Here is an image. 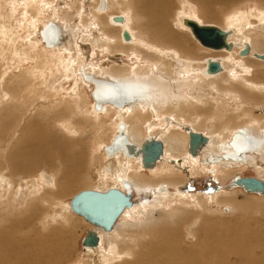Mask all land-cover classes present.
<instances>
[{"label": "bare ground", "instance_id": "obj_1", "mask_svg": "<svg viewBox=\"0 0 264 264\" xmlns=\"http://www.w3.org/2000/svg\"><path fill=\"white\" fill-rule=\"evenodd\" d=\"M39 1H41V8H42L43 7L42 5L44 4L45 0H12L13 8L15 9L14 13L12 14V18L10 19V21L0 20V120L12 118L14 116V115H12V112L17 110L19 112L17 118H21V120H24V122H26L24 129L26 128V126L28 127V131L26 128V133L27 132L28 133L23 134V137L21 139H19V141L24 145L23 151L21 150L22 152L20 153V155L18 154V155H16L17 157L14 158L12 155L9 156L10 153L9 154L7 153L9 146H10V143L15 139L11 135H8L11 128H10V126L6 127L4 124L0 125V169H4L7 172L5 174V178H6V181L11 185L15 184L17 182L16 181L17 178H19L20 182H24V180H27V179L30 180L34 175H36V176L40 175V178L43 179L44 180L43 182H45V183H46L45 176L47 177V179H48L47 182L49 183V185H51V187H50L51 189H50V193L46 192L44 195L41 196V198H40L39 202H37V204H33V205L28 206V207L26 206V209L17 210V211L15 210V212L12 209L14 214H12L10 211L11 206L9 204H7V205L5 204L4 213H2V215L0 216V264H64L65 259L68 258V255L65 252H68L70 249H68V251H67V246L62 245L60 243L62 241L61 239H59V232L60 231L59 232L54 231V230L52 231V229H51L52 232H50L48 235H45L44 232H43V234L40 235V234H36V232H37L36 230H38V228L35 229L37 225H38V227H42V225H43L42 219L44 218V216H46V214H49V211L51 210L52 207H54L53 206L54 204H60V205L62 204L65 206V202H63V200H62L63 198H66V197H69L72 195V198H71V200H72L74 196H76L77 194H79L80 192H83V191L94 190V191L104 192L110 188H117V189L122 190L121 181H127L132 185L133 191H134V196L136 195V193H135L136 189H138V190L141 189V185H139L137 183L138 181L136 182L134 180L135 178H132V176L127 172L129 164L136 163V162L138 163V166L142 169L141 159H140L141 157L140 156L139 157H127L124 154L123 150H119L114 155L107 156V154L105 152V147L108 145L102 146L103 143H101L98 148L97 147L93 148V146L95 144L99 143V142H96V141H98V137L95 136L96 129H98L97 132L101 131L100 133L102 136L110 138L109 145L111 144L112 140L116 137V135L119 133L118 132V125L120 123H124L126 125V130H125L126 134L128 135L130 141L133 142L134 144L138 145V146H141L145 140H149V139H153L154 141L160 140L163 143L164 150H163L162 156L159 157L160 158L158 161L159 164H160V162L164 161L167 158H170V157L173 158L174 155L172 154L173 151H171V149H173L172 146L174 144L175 145H181L184 147L186 146V154H184L186 157L184 159L182 158L183 160H180V159L178 160L179 157L177 159L175 158L177 161L172 160V162L175 161V163L178 164L179 166L180 165L190 166L191 164L185 163L186 161L192 162V164L195 165V163H196L195 161H197V163L199 162V160H198L199 158H197V156L199 154L203 153V150H205V149H208L209 150L208 152L213 154L209 160L210 164L214 165L215 163H217V164H220L222 168L224 166H227V165L232 166L236 162L231 161V160H226V157H225L226 154L225 153H228L229 151H231L233 148L232 144L237 145L238 142H240V148L241 149L239 152L241 153L240 158H241V160H243L242 164H245L249 160L252 161L255 157L254 152L259 153L260 155L264 154V137L262 138V136H261L262 131L264 132V101H260L261 99L260 100L259 99H251L249 97L250 93L258 94L259 96L261 95L262 97H264V93H263L264 92V82L261 83L260 81L254 82L255 80L254 81L242 80V84L238 85V90L225 89L228 91H221L220 89L217 88L220 92L217 95L215 94L216 96L213 97V99H212L214 104L216 105V107H217V105L219 106L221 103L222 104L224 103V100H223L224 96H225V98L229 99L231 102H235L237 104V107L235 110H239V111L242 110L241 111V114H242L241 118H242V122H243V120L246 121V122H244L245 126L243 128L236 127L234 129H231V133L228 132L229 135L225 136V137H223V132L222 133L218 132V134L215 132H210L207 135L205 134V136L208 137V139H209L208 145L206 147L201 148V150H199V151L195 150L194 151L195 155H193V152L190 150V147H189V135H188L187 130H189V131L191 130V131H194L196 133H201L204 135L203 132L199 131L200 129L198 128V123H199V126L201 123H207V121L209 123V120H211V118L215 117V116L209 117V115L208 116L206 115V117H203V115L200 116L199 114L198 115L192 114V112H194L193 111L194 109L201 108V106H199V105L196 106L195 99H198L202 104L209 103V97L211 95L208 96L207 94L209 92H211L212 89L208 88V90H205V91L203 90L204 93H201L202 91L200 92V90H199V92L201 94L199 96L196 94V96H198V97H195L193 93L188 92V90H189L188 85L187 84L185 85V82L190 84V82L192 81V80H190L192 78L191 77L192 72L190 74V77H191L190 79H184V77L182 78V75L184 73L188 74L189 71H191V70H189L187 68V65L189 64L188 61L182 59V58L187 57V56H185V54L180 50V48H178V47L177 48H171V49L176 51V53H177V56H176L174 51L173 52L172 51L166 52L165 50H170V48H168L167 46L163 48L164 45H162L160 40H159V42H160L159 45L160 44L162 45L163 56L165 57V59L167 60V63L170 66L169 69H171V71L173 72V74L175 76V78L173 80L177 81V83L180 82V84H181V85H177V86H179L178 88H176V85L171 84L170 79L168 77V74L166 75L168 78L163 77L162 75L159 74L161 72L157 71L158 74L156 72H154L153 67H151L150 73H148V70L144 69L146 67V64H144L142 66V67H144L143 69L145 70V72L142 75L140 74L141 76L138 75L140 69H137L135 66H134L135 68L134 67L129 68V71H131V73L129 75H125V74L120 75L121 72L119 74L118 73L114 74L116 72L111 73V72H113L112 69L114 67L112 64H114V62H118V60H116L117 57L116 58H110L111 60L99 64L96 62H87L86 59H84L80 55V51H81L80 49L83 48V45H82L83 43H85L86 45L87 44L92 45V47L94 48V49L92 48L93 49V57L98 56V53H100L102 51L106 52L105 50H107L109 54H113L114 52H116V54H119V55L122 54L123 55V53H121V49H119L120 51L114 50L116 44L120 45V46L122 45L121 47H123V46L127 47V46L139 45L140 43L141 44L144 43V42H140L142 39H144L143 34L137 33V31H139L137 26H135L136 30L133 29V27H132L133 24L136 25V22H139V20H140L139 18L144 19V21H146L148 24H150L151 30L153 32H155V35H157L156 36L157 38L159 36L160 37L162 36L164 38V40H166L168 42H170V41L173 42L174 41V35H175V38L177 37L175 34L176 32L174 33V32H172V30H169V27H171V25L169 24L170 26H168V24H167L168 21H167V17H166L167 14L164 13V12H167V10H169L168 8L171 6V0H139V1L136 0L137 1V6H136L137 8L135 10L133 7V5H134L133 0H125V2L122 3V8L124 7L123 9L125 10V12L123 10V12L120 14L117 13V11H118L117 7L115 6V4H113L114 0H105L106 6H105L104 11L98 10L101 0H80V6L79 7L77 6L78 7L77 10H75L74 12H70V11H72V10H70L72 6L70 7L69 3L70 4L71 3L75 4V2L79 3L78 2L79 0H51V2H52L51 5H48L44 10H42L40 8ZM88 1H91V3H88ZM201 1H204V5L210 7V6L214 5L216 1L220 2V3H227L229 0H201ZM7 2H9V1H7ZM120 4H121V2H120ZM13 8H11V10ZM31 8L35 9L36 15L32 14L33 11L30 10ZM119 8H120V6H119ZM132 8L134 10V14H132L131 12L128 13L127 11H131ZM19 9L22 10V14L20 16V17H22V19L20 22H19V20H17L18 18L15 17V15L17 13L19 14ZM161 9L162 10L165 9V11L162 12ZM207 9L209 12V8H207ZM138 10H140V11H138ZM110 12H112V13H110ZM114 12H116L117 14ZM10 13H12V12H10ZM193 15H195V14H193ZM183 16L184 15L179 14V16H178L179 19L177 18V20H179V24L181 26H182L181 19L184 18ZM234 16H236V15H234ZM82 17L85 20V24H82V21H81ZM105 17H107V18H105ZM119 17H122L124 19L123 22L117 23L115 21V19H117ZM53 18L58 19L59 21L63 20L66 24L65 29L63 30L62 27L58 26V24L53 22L52 21ZM187 18L196 20L200 25H205L201 19L198 20L194 16L191 17L188 15ZM229 18H232V17H229ZM103 19H104V21L106 19L108 22V25L111 26L112 28L113 27H119L120 28L119 29L120 35L118 34V36H115V37L111 36L112 33L110 35L109 31L111 30V32H113L112 31L113 29L107 28L108 32H109L108 33L106 31L107 29L105 30L106 27L103 28L100 25V23H101L100 20H103ZM242 21H244V22H242ZM80 23L84 26L83 27L81 25L82 28H84V29L86 28L90 32L89 35H88V33L84 34L85 36H84V39L81 43L78 42V39L80 38V32H81L80 31L81 28L79 27ZM51 24L56 25L58 30H59V33H58L59 34V37H58L59 42H58V44L51 43L52 44L51 45L48 43L47 39H45L44 34L48 30V27ZM98 24H99V26H98ZM23 25L24 26L27 25L28 27L29 26L31 27L32 35L34 36V37L32 36L33 38H31V39H34V41L37 42V44L43 43V42L46 44L48 43L49 47H50L49 50H53V52L56 50L60 56V60L62 58V59H64L63 62L66 61L69 64H72L73 62H75L73 64L79 66L78 70L80 72V76H81L83 82L87 83V85L91 84L89 81H87L85 79L89 75L94 77L98 81L99 80L103 81L101 79H104L106 81H110L111 83L120 85L126 91L125 93L127 94L128 102L127 103L125 102L124 105H121V107H119V106L114 107L113 105H108V104L97 105L95 100H94L93 108H91V110H90L91 112L90 113L87 112L88 113L87 115L86 114L83 115L84 117L86 116L85 118H83L84 119L83 125H85V126L76 127L75 124H73V122H75V120L73 122H71L72 121L71 118L77 117V115H79V114H74L75 113L74 107H73L74 105L72 106L71 100H67V99L65 100V99L61 98L59 100V102L58 101L57 102L59 104L63 103V105L61 104L60 106H58V103L56 101H53L54 98H53L52 94H51V96H49V95L46 96L45 94L47 92L46 93L44 92V90H45L44 88H43L44 90L43 89L42 90L45 94L42 93V90L40 89L41 83L37 79V78H39V76H34L33 75L34 73H30L29 70L26 69L22 72L20 71L21 74L19 76H16L15 78H13L12 76L8 77V74H10L9 71L12 69V67H10V65H9L10 64L9 62L11 61L10 55L13 52L12 50L16 48L14 46L15 45L14 43L16 42L15 40L17 39L15 37V35L19 29L24 28ZM236 25L237 26H234L233 28H228V27H226V25L223 27H220L225 31H228L229 29H232L234 31V34H232V36H230L228 39V41L232 42V44L234 45L233 50L231 52H227L228 54H226V53L223 54L219 58L218 57L217 58L211 57V58L204 60L203 64L205 63V65H201V67H199V69L196 70V72H198L200 74V76H202V74H204L206 76V79H207V77H209L207 75V67H208V65L206 64L207 60H212L214 62L219 61V63H221V66L223 67L224 70L228 69L227 61L229 63H232V64L233 63L234 64L235 63L240 64L244 68L246 66L245 62L248 63L247 61H245V57H254L255 59H258L260 61H264V59H261L260 57L256 56V54L263 55V56H264V54H259L255 51L257 43H254L252 41L253 36H255V39H256L259 37L258 35L260 33H264V24L261 25V23H260V24H257L255 26L246 28L245 20L241 19V21L238 22V24H236ZM97 26L99 28H97ZM139 26L146 28V26H143V25L141 26L140 23H139ZM177 27H178V25H177ZM97 29H98V31H97ZM238 29H240V30H238ZM124 30L128 31L131 35V41H129V43H126L124 41V39L122 38L123 37L122 33ZM151 30H149V31H151ZM147 31L145 32L146 36H148ZM178 33H181V32H178ZM113 34H115V33H113ZM116 35H117V31H116ZM155 35L153 34V36H155ZM149 36H150V34H149ZM151 36H152V33H151ZM179 36H181V34ZM148 39H144V40H148ZM65 40H67V43H65ZM179 40H177V41H179ZM149 41L150 40H148L147 43H149ZM156 41L157 42H154V43L157 44L158 40L156 39ZM123 42L126 44L131 43V45H126ZM180 42H182V41H180ZM154 43H151V44H154ZM5 44H7V46ZM109 44H110V46H109ZM112 44H114V45H112ZM170 44H171V42H170ZM29 45H31V44H29ZM246 45L250 46V50H251L250 54L242 56L241 52L244 51ZM169 46H171V45H169ZM55 47H57V48H55ZM148 47H149V45H148ZM171 47H173V46H171ZM98 48H100V49H98ZM184 48L185 47H182L183 50H184ZM203 48H205V47H203ZM122 49H124V48H122ZM130 49H132V48H130ZM206 49H208V48H206ZM37 50L41 52V50H39V49H37ZM100 50H102V51H100ZM137 51L139 52V49ZM213 51H216V50H213ZM131 52H132V50H131ZM216 52H218V51H216ZM219 52L223 53V51H219ZM23 54L24 53H22V55ZM131 54L132 53H130L129 55L127 54L125 56H131ZM18 55L21 56L19 53L17 54V56ZM116 56H118V55H116ZM12 57H13V55H12ZM36 57H37V55H36ZM44 57L45 56L43 55V59H44ZM242 57H244V58H242ZM187 58L189 59V57H187ZM27 59L28 58H26V60ZM196 59H195V61L198 60V59L197 60ZM189 60H191V59H189ZM160 61H162V60H160ZM199 61H201V60L199 59ZM21 62L23 63V61H21ZM59 62L61 63L62 60ZM192 62H194V61H192ZM154 63H156V61ZM157 63H158V61H157ZM167 63L165 62V65H168ZM139 64H135V65L137 66ZM44 65H45V63H44ZM131 65H133V64H131ZM37 66L38 67H36V68H42L41 67L42 65L39 67V62L37 64ZM115 66H118V65H115ZM153 66H156V65H153ZM71 67H73V65H71ZM50 68H51V66H50ZM73 68H76V66ZM165 68H168V67H165ZM246 69H247V67H246ZM126 70H127V68H126ZM141 70H142V68H141ZM49 71H50V69H49ZM119 71H120V69H119ZM66 72H68V71H66ZM141 73H142V71H141ZM164 73H167V72L164 71ZM222 73L214 74L213 76H210V77H212L216 80V77L220 76ZM169 74H171V73H169ZM257 77H258V75H257ZM195 78L198 79L197 77H195ZM199 80H194L191 83L198 85L200 83ZM213 80L211 82H214ZM98 81H96V82L98 83ZM195 81H197V83H195ZM217 85L215 84L216 87H218ZM246 87H249V88L253 87L254 89H248ZM181 88H182V90H181ZM95 89H96V87L94 88V85H93V89H92L93 93H94ZM192 90H193V88H192ZM224 92H227V95H224L223 94ZM213 93H214V91H213ZM209 94H211V93H209ZM252 94H250V95H252ZM212 95H214V94H212ZM51 97H52V100H51ZM56 97H58V96H56ZM254 97H256V96H254ZM204 99L208 102H206ZM56 100H58V99H56ZM83 102H84L83 107L89 108L90 103L86 102L85 100ZM208 106H210V105H208ZM216 107H215L216 110L213 109L216 112L215 114L220 113V114L224 115L222 110L225 109L226 106L224 107L222 105L218 108H216ZM206 109H208V107ZM209 109H210V107H209ZM52 110H54V111H52ZM75 110H76V108H75ZM111 110L114 112L111 115L113 117V120H112L113 122H112V124H110L111 128H108V131H107L106 128L108 126L106 128H104V127L106 126L105 124L107 123L108 119L106 121L103 118V116L104 115L107 116L108 114H110ZM59 111H61V112H59ZM206 111H208V110H206ZM214 111H213V113H214ZM228 111L231 113L230 110H228ZM68 112L70 113L71 118H69V119L67 118L68 121H67V128L66 129L71 128L73 130V132H75V134L76 135L78 134L79 136H82V135L91 136L90 142L92 140L91 144H93V145H91L89 147H92L95 152H98V154H100L99 158H101V160H102V162H100L101 163L100 165L95 166L94 162H96L95 161L96 159L93 162L92 161L93 156L91 157V162L89 163V164H91V167L89 168V171L86 170L88 173L87 181L84 180L82 183H80V179H81V177H83L81 175L85 171V168H84L85 167V165H84L85 161L87 162V160H88L87 155L85 157V154L88 153L87 148H89V147H87L88 144H86V141L75 139V141H77V142L74 141L73 142L74 144L72 143L71 145H69L67 142L64 144L58 143L59 140L57 142H54L53 140L48 138L47 134L44 133V126L41 125V123H40V121L43 118L47 119V117L50 114H53L57 117L59 115L64 117ZM253 112H255V113H253ZM138 113H139V115H144V117H143L144 122L141 124V127L139 126L138 128H133L132 124L133 125L136 124L135 120L138 119L137 118L139 116ZM208 114H209V112H208ZM235 114H237V113H235ZM253 114H256V115H253ZM38 115H40L42 118L38 117ZM50 116H52V115H50ZM133 116L135 117V119L133 118L130 121L128 118L133 117ZM167 116H172V118H173V116H175L174 118H176V120L178 122H175L174 120H170V121L167 120L166 121L165 118ZM35 117L36 118L38 117V118L35 119ZM80 117H82V116H80ZM219 117H220V115H219ZM155 118L158 121L157 120L155 121L154 120ZM234 119H235V117H234ZM54 120H55V118H54ZM110 120L111 119H109V121ZM232 120H233V118H232ZM98 121H100L101 123H99ZM163 122L166 124L165 127H167L165 129L163 127L164 125H162ZM167 122H168V125H167ZM29 123H30V125H29ZM234 123H236V121H234ZM237 123L235 124L236 126H237ZM64 124L66 125V123H64ZM145 124H146V127L142 128ZM22 125H24V124H22ZM241 126H243V124ZM33 127H35V128H33ZM88 127L90 129H87ZM169 128H171V132L177 133V134L172 135V134L168 133L169 135L167 136V138H165L166 133L168 131H170V130H168ZM200 128H201V126H200ZM251 128H253V130L256 131L257 136L255 134L253 135V133L252 134L250 133ZM24 129H23V131H24ZM155 129H157L156 132H155ZM165 130H166V132H165ZM172 130H175V131H172ZM241 130L246 131V133L252 138L253 147L249 152H243L244 147H245V142L243 140H241L242 138H241V136H239L241 134ZM236 137H239V138H236ZM102 140L103 139H101V141ZM67 141L69 142V140H67ZM84 141H85L86 145H83ZM70 143H71V141H70ZM48 146H49V148H47ZM42 148H44V149L42 150ZM80 149H83L85 154ZM70 150L73 151L72 155L67 156L68 155L67 153ZM64 153H65V155H64ZM193 157H194V160H193ZM13 158L15 159V163L12 164ZM84 158H85V161H84ZM97 161H98V159H97ZM66 162L70 163L68 166L72 167V165H73V167L67 169L68 175H65V177H64L65 182L61 183L63 179L61 181H58L57 176H56V171L59 172V170L62 168V165H64ZM158 163L156 165L157 167L159 166ZM238 163L240 164L241 162H238ZM205 165H206V163H205ZM45 166L48 167L50 169L49 171H51V172H48L47 170H45ZM86 166H87V164H86ZM204 168H205V166H204ZM208 169H210V168H208ZM215 170L212 171L213 174L215 173ZM3 171H1V172H3ZM25 171L31 172L32 175H29V176L25 175L24 174ZM155 171H157L156 168L154 170H152V172H155ZM219 171H221V169ZM222 171H225V169ZM87 173H86V176H87ZM225 174H227V173H225ZM23 175H25V176H23ZM239 177L234 176L233 180H235ZM174 178H176V177H174ZM144 180H145V178H144ZM149 181H151V180H149ZM149 181H148V183H151ZM139 183H141V181ZM16 184H15V186H16ZM81 184L84 185L82 187L84 189H81L79 192H76V194H74V193L72 194L71 192H74L75 190H78L81 188V187H79V186H81ZM154 185H155V187L154 188L152 187V189L149 188V190L151 191L150 193H152L156 197L153 200L154 201L153 204L158 206L159 199L161 200V198H162V201H163L164 197H166L169 194V190H170L169 186L170 185L168 183H161L160 184L158 182ZM143 186H145V185H143ZM163 186H166V188H167L166 191H162V190L160 191V188ZM149 187H151V186H149ZM52 188L54 190H52ZM177 192H178V190H177ZM178 193H180V192H178ZM172 194H174V193H172ZM252 194H254V193H252ZM160 195L162 197H159ZM255 195H258V194H255ZM171 197H172V195H171ZM168 198H169V196H168ZM71 200L68 203V205L65 206L64 208H66V210L68 209V212H70L71 216H75V215H73V213H71V209H70ZM226 200H224L222 202H215L214 201L213 206L219 208L220 211H225V209L229 207V206H225ZM199 201H197V204L201 205V203ZM213 206H212V208L214 209ZM169 207H170V205H169ZM205 207H206V205H205ZM133 208H134V206H133ZM185 209H187V208H185ZM66 210H65V212H63L64 213L63 215L67 214ZM133 210L134 209L125 211L124 215L120 219H124L123 217L129 211H133ZM147 210H149V209H147ZM161 211H163V210H161ZM176 211H179V209H177ZM196 211L197 210H195V207H193L192 212L194 213V215H195ZM228 211H230L229 208H228ZM166 212H168V211H166ZM173 212H174V210H173ZM205 212H206V210H205ZM180 214L181 213L177 214L178 215L177 218H179ZM192 214H190V215H192ZM59 217H62V216H59ZM153 217L154 216L152 214L149 215V221H150L149 227L153 231H158V233H159V231L161 229L159 227V224H156L154 222ZM68 219L70 220V218H68ZM76 219H79V220L83 221L84 223H86L84 221V219H82L81 217H78ZM185 219L186 218L183 217L181 219L180 223H184ZM193 219H195V218H193ZM168 220H169V217H168ZM70 221H74V220H70ZM198 221H199V219L195 220L190 226H188L187 224H184L186 227H184L183 232H187L192 237V233H193L192 231H194L198 226V225L197 226H193V225H196V223ZM119 222L115 226L114 231H116V229L120 226ZM8 223H9V225H8ZM76 223H78V221ZM71 224H72V222H71ZM139 225H141V224L139 223ZM72 226H74V229H75L76 226L73 224H72ZM92 227L93 226H91V228ZM147 228H148V226H147ZM92 229H95V228L93 227ZM42 231H45L44 227H42ZM67 231H69V230H67ZM130 232H129V235L131 234ZM163 232H160V234H162ZM187 233H184V234L187 235ZM99 234L101 236L100 246L96 249L90 250L91 253L93 254L92 264H106V263H108V262H106V263L103 262V259H101L100 254H101V246H102V238H103L102 236H105V235L108 236L109 234L101 233V232ZM122 234H124V233H122ZM32 236H35L34 241H32V239H31ZM32 238H34V237H32ZM165 238H164V241H165ZM167 239H169V237H167ZM167 239H166V242H164V243H163V241L162 242L159 241L158 242L159 244L157 242L155 243V244H157V246L162 245V243H163L164 248H166L165 251L160 250V251H158L159 253H157V252L155 253L163 261L156 259L157 260V262H156L153 258V261L152 260L148 261V264H204V261L206 264H209L208 259H209V261H211L210 264L211 263L212 264H227L230 262L229 259L228 260L226 259V257L228 255H230L231 250H229L230 253L228 252L226 255L221 256L220 258L217 259V261H215L216 257H215L214 253L218 249V247H215L217 244L216 245L214 244L215 246L212 249H207L205 247H200L201 245L198 246L199 244L194 245V243L191 242L192 245L189 248H187V249L184 248L186 250L181 249L180 251H178V249H180V247H182V246L177 248V245H179V243H177L176 240L173 241L174 239H169V240H167ZM62 242H64V241H62ZM185 242H183V243L185 244ZM252 242L253 241H251L250 243H252ZM259 243H261V242H259ZM153 244H154V241H153ZM186 244H187V242H186ZM67 245H69V244L67 243ZM141 245H142V243H141ZM245 245L247 247H242L240 251L235 253V255L239 256L241 258V260L243 262H246L247 264H261L258 262L255 263L254 261H251L252 257L249 256L248 251L253 244H251V246L249 247L248 242H246ZM110 246H111V244H110ZM184 246H186V245H184ZM259 248H261V247H259ZM152 249H153V247H152ZM255 249H256V245H255ZM126 250L127 249H125V251ZM250 250H252V249H250ZM87 251H89V250H87ZM69 252H71V251H69ZM150 252H151V250H150ZM252 252H254V251H252ZM102 253L104 254L105 251ZM112 253H113V251H112ZM143 253H145V252H143ZM253 255L255 256L256 252ZM116 256H118V255H116ZM145 257H147V256H145ZM122 258H123V256H122ZM148 258H150V257H148ZM261 258H263V257L261 256ZM127 261H128V259H127ZM263 263H264V260H263Z\"/></svg>", "mask_w": 264, "mask_h": 264}, {"label": "rangeland", "instance_id": "obj_2", "mask_svg": "<svg viewBox=\"0 0 264 264\" xmlns=\"http://www.w3.org/2000/svg\"><path fill=\"white\" fill-rule=\"evenodd\" d=\"M7 1H9V2H7ZM137 1H139V0H137ZM137 1L133 0L134 10L137 8L136 7ZM78 2L79 3L75 2V4L69 3L70 7L72 6L70 9L72 11H70V12H74L75 10H77V8L80 6V0ZM113 2H114L113 4H115V6L117 7V10L119 11V12L117 11V13L118 14L122 13L124 10L123 9L124 7L122 8V3H124L125 0H114ZM120 2H121V4H120ZM51 3H52L51 0H45L44 4L42 5L43 7L41 8V1H39V6L42 10H44L48 5H51ZM88 3H91V1H88ZM119 6H120V8H119ZM11 8H13L12 0H4V1L0 0V20L10 21V19L12 18V14L15 11L14 8L12 10H11ZM207 8H209V12H208ZM168 9L169 10H167V12H164L165 9H163V10L161 9V11L164 12L165 14H167L166 15L167 21H168L167 24H168V26L171 25V27H169V30H172V32H174V33L176 32L175 34L177 37L175 38V35H174V41H173L174 43L172 41H170L171 42V44H170V42L164 40V38L162 36L161 37L163 39L160 36L157 38L156 37L157 35H155V32H153L151 30L150 24H148L146 21H144V19L139 18L140 19L139 22H136V25L133 24L132 27H133V29L136 30L135 26H137V28L139 30V31H137V33L143 34L144 39H148L150 37L148 39V40H150L149 41L150 44L147 43L148 40H144V39H142L140 41V42H144V43H142V44L140 43L139 45L121 47L122 45L120 46V45L116 44L114 50L121 49V53H123V55L122 54L121 55L116 54V52H114L115 54L114 53L109 54L107 50H105L106 52H103L102 50H100L102 52L98 53V56L93 57V49L94 48L92 47V45H90V44L86 45L85 43H83L82 44L83 48L80 49L81 50L80 55L84 59H86L87 62H96L99 64L111 60L110 58H116L117 57L116 60H118V62H114V64H112L114 67L112 69L113 72H111V73L116 72L114 74H117V73L119 74L121 72L120 75H123V74L129 75L131 73V71H129V68L130 67L133 68L135 66L137 69H140L138 75L141 76L145 72L144 69L148 70V73H150V69H151V67H153L154 72H156L157 74H158V72H161L159 74L162 75L163 77H167L166 75L168 74V77L170 79L171 84L176 85V88H178L179 86H177V85H181V84H180V82L177 83V81L173 80L175 78V76H174L173 72L171 71V69H169L170 66L167 63V60L165 59V57L163 56L162 45H164L163 48L166 46L168 48H170V50H165L166 52L167 51H172V52L174 51L176 56H177L176 51L171 49V48H177L178 47L185 54V56H187V57H189V59H191V60H189L187 57L182 58V59L188 61L189 64L187 65V68L189 70H191V71H189L188 74L184 73L182 75V78L184 77V79H190L192 77L193 79L192 78L190 79L192 81L200 79L199 80L200 83L198 85L191 83L192 81L190 82V84L185 82V85L186 84L188 85V89H189L188 92L193 93L195 97H198L201 93H204L205 90H208V88L212 89V91L209 92L211 94H209V93L207 94L208 96L211 95L209 97V103L202 104L198 99H195L196 106L199 105V106H201V108L194 109L193 110L194 112L191 111L192 114H197V115L199 114L200 116L203 115V117H206V115L207 116L209 115V117L215 116L214 118H211V120H209V123H208V121H207V123H201L200 124L201 128H200L199 123H198V128L200 129L199 131L203 132L204 135L205 134L207 135L210 132H215L217 134H218V132L219 133L223 132V137H225V136H228L229 133H231V129H234L236 127L243 128L245 126L244 122H246V121L243 120V122H242V118H241V116H242L241 111L242 110H240V111L235 110L237 107V104L235 102H231L229 99L225 98V96H224V99H223L224 103L223 104L221 103L219 106L217 105V107H216V105L214 104L212 99L217 94H219L220 91L218 89H220L221 91H228L229 89L238 90V85L242 84V80H248V81H254L255 80L254 82L260 81L261 83H263L264 82V61H260L258 59H255L254 57H245V61L248 62V63L245 62V64H246L245 68L243 66H241L240 64H236V63L232 64V63H229L227 61L228 69L224 70V72L220 76L216 77V80L212 77H207V79H206V76L204 74H202V76H200V74L198 72H196V70L199 69V67H201V65H205V63L203 64L204 60L211 58V57H213V58L218 57L219 58L223 54H225V53L228 54V53L225 51H223V53L219 52V51L216 52V51L201 47L191 37V34L189 33V31L187 29H185L184 27L180 26L179 20H177V18L179 19V17H178L179 14L184 15L183 17H185L186 15L187 16L189 15L191 17L194 16L198 20L201 19L205 25H213V26H217V27H223L226 25V27H228V28H233L234 26H237L236 24H238V22H240L241 19H244L245 23H246V25H245L246 28H249V27L255 26V25L260 24V23H261V25L264 24V14H263L264 13V0H229L227 3H220V2L216 1L215 4L210 6V7L204 5V1H201V0H171V6ZM30 10L33 11V13H32L33 15H36L35 9L31 8ZM134 10L132 8L131 11H127V12L128 13L131 12L132 14H134ZM138 11H140V10H138ZM10 12H12V13H10ZM124 12H125V10H124ZM110 13H112V12H110ZM114 13H116V12H114ZM21 14H22V10L19 9V14L17 13L15 15V17L18 18L17 20H19V22L22 19V17H20ZM193 14H195V15H193ZM234 15H236V16H234ZM229 17H232V18H229ZM105 18H107V17H105ZM52 21L55 22L56 24H58V26L62 27L63 30L65 29L66 24L63 20L59 21L58 19L53 18ZM81 21H82V24H85V20L83 17L81 18ZM100 22H101L100 25L103 28L106 27L105 30L107 28L113 29L112 30L113 32H111V30L109 31L110 33L108 32V29L106 30L110 35L112 33L111 36L115 37V36H118V34L120 35V32H119L120 28L119 27H113L112 28L111 26L108 25V22L106 19H105V21H104V19L100 20ZM242 22H244V21H242ZM139 23L141 26L142 25L146 26V28L140 27ZM82 24L81 23L79 24V27L81 28L80 38L78 39L79 43H81L83 41L84 36H85L84 34H87V33H88V35L90 34L88 29L82 28V26H83ZM27 25H25V26L23 25L24 28H21L16 32L15 37L17 39L15 38L16 42L14 43L15 44L14 46L16 48L14 47L15 49L12 50L13 52L10 55L11 61L9 62L10 67H12V69H11L12 71L11 70L9 71L11 75L8 74V77L12 76L13 78H15L16 76H19L22 71L28 69L30 73H34L33 74L34 76H39L40 79L39 78H37V79L41 83L40 89L41 90L43 88L45 89V90L44 89L43 90L45 93L46 92L47 93L45 94L43 92V90H42V93H44L46 96L47 95L51 96V94H52V96L54 98L53 101H56V102L57 101L59 102V100L61 98L65 99V100L66 99L71 100L72 106L74 105L73 106L74 111H75L74 114H79V115H77V117L71 118L70 113L68 112L64 117L60 116V115L57 117L53 114H50L52 116L49 115L50 117L48 116L47 119L43 118L40 121L41 125L44 126V133L47 134L49 139L53 140L54 142H57L59 140L58 143H62V144L67 142L69 145H71L75 141V139L85 140L86 144H88L87 147L93 145V144H91L92 140L90 142L91 136H84V135L79 136L78 134L76 135L75 132H73V130L71 128L66 129L67 128V121L69 118H71V120H72L71 122H73L75 120V122H73V124H75L76 127L85 126V125H83L84 124L83 118H85L86 116L84 117L83 115L84 114L87 115L88 113H90L91 112L90 110H91V108H93V104H94L93 103L94 100L92 97L93 85L92 84L87 85V83L83 82V80L80 76V72L78 70L79 66L73 64L75 62H73L72 64H69L66 61L63 62L64 59L61 58L63 63L62 62L60 63L59 62V61H61L60 56L56 50L53 52V50H49L48 48H46L43 43L37 44V42H35L34 39H31L34 36L32 35L31 27L30 26L28 27ZM177 25H178V27H177ZM98 26H99V24H98ZM98 26H97V28H99ZM149 30H151V31H149ZM238 30H240V29H238ZM97 31H98V29H97ZM116 31H117V35H116ZM146 31H147L148 36H146V34H145ZM178 32H181V33H178ZM113 33H115V34H113ZM151 33H152V36H151ZM149 34H150V36H149ZM153 34L155 36H153ZM180 34H181V36H179ZM258 36L259 37L256 38L257 40L255 39V36H253V39H252V41L254 43H257L255 51L259 54H264V33H260ZM155 38L158 40L157 44L154 43V42H157ZM159 40L162 44V45L160 44L161 46L159 45V43H160ZM177 40H179V41H177ZM180 41H182V42H180ZM65 43H67V40H65ZM151 43H154V44H151ZM29 44H31V45H29ZM124 44H126V43H124ZM5 45L7 46V44H5ZM112 45H114V44H112ZM126 45H131V43L126 44ZM148 45H149V47H148ZM169 45H171L173 47H171ZM109 46H110V44H109ZM182 47H185L184 50L182 49ZM55 48H57V47H55ZM122 48H124V49H122ZM130 48H132V49H130ZM37 49L41 50V52L38 51ZM98 49H100V48H98ZM138 49H139V52L137 51ZM131 50H132V52H131ZM135 52L136 53L138 52V53L136 54ZM18 53L21 56H19V55L17 56ZM22 53H24V54L22 55ZM130 53H132L131 56H125L127 54L129 55ZM12 55H13V57H12ZM36 55H37V57H36ZM43 55L45 56L44 59H43ZM116 55H118V56H116ZM25 57L28 58L29 60L27 59L28 60L27 61ZM242 58H244V57H242ZM195 59L197 61H195ZM199 59L201 61H199ZM160 60H162V61H160ZM21 61H23V63ZM155 61H156V63H154ZM157 61H158V63H157ZM192 61H194V62H192ZM38 62H39V67L42 65L41 66L42 68H36V67H38L37 66ZM165 62L168 65H165ZM44 63H45V65H44ZM131 64H133V65H131ZM135 64H139V65L136 66ZM144 64H146L145 68L142 67ZM71 65H73V67L76 66V68L71 67ZM115 65H118V66H115ZM153 65H156V66H153ZM50 66H51V68H50ZM140 67L142 68V70ZM165 67H168V68H165ZM246 67L248 70L246 69ZM48 68L50 69V71ZM126 68H127V70H126ZM119 69H120V71H119ZM66 71H68V72H66ZM141 71H142V73H141ZM164 71H166L167 73H164ZM191 72H192V74H191ZM169 73H171V74H169ZM190 74H191V77H190ZM257 75H258V77H257ZM195 77H197L198 79H196ZM212 80L214 82H211ZM195 83H197V81H195ZM214 83L216 85L218 84L217 85L218 87H216ZM192 88H193V90H192ZM246 88L254 89L253 87H251V88L246 87ZM225 89H228V90H225ZM181 90H182V88H181ZM199 90H200V92L201 91L202 92L200 93ZM213 91H214V93H213ZM196 94L198 96H196ZM212 94H214V95H212ZM223 94L227 95V92H224ZM250 94H252V93H250ZM250 94H249V97L251 99H259V100L261 99L260 101H264V97H262L261 95L259 96L258 94H252V95H250ZM56 96H58V97H56ZM254 96H256V97H254ZM56 99H58V100H56ZM51 100H52V97H51ZM84 100L86 102L90 103L89 108L83 107L84 106V102H83ZM206 102H208V101H206ZM61 104L63 105V103H60V104L58 103V106H60ZM208 105H210V106H208ZM222 105L224 107L226 106L225 109L222 110L224 115L220 114V113L215 114L216 113L214 111V110H216L215 107L218 108ZM207 107H208V109H206ZM209 107H210V109H209ZM75 108H76V110H75ZM206 110H208V111H206ZM212 110L214 111V113ZM228 110H230L232 114ZM52 111H54V110H52ZM59 112H61V111H59ZM208 112H209V114H208ZM112 113H114V112L111 110V113L108 114L107 116L102 115L106 121L108 119L107 123L105 124L106 126L104 127V128H106L108 126L106 128L107 131H108V128H111L110 124H112V122H113L112 121L113 117L111 116ZM235 113H237V114H235ZM253 113H255V112H253ZM18 114H19V112L16 110V111L12 112V115H14L12 118L0 120V125L4 124L6 127L10 126L11 130H10L8 135H11L12 137L15 138L10 143L9 149L7 151L8 154L10 153L9 156L12 155L14 158L17 157L16 155H18V154L20 155V153L23 151V148H24V145L19 141V139H21L23 137V134L28 133V132L26 133V128L28 131V127L26 126V128L24 129L26 122H24V120H21V118H17ZM138 115H139V113H138ZM219 115H220V117H219ZM253 115H256V114H253ZM80 116H82V117H80ZM38 117L42 118L40 115H38ZM53 117L55 118V120ZM143 117H144V115H139L137 117L138 119L135 120L136 124H134V125L132 124V127L133 128H138L139 126L141 127V124L144 122ZM174 117L175 116H173V118H172V116H167L165 118V120L166 121L167 120L168 121L174 120L175 122H178L176 120V118H174ZM234 117H235V119H234ZM37 118L35 117V119H37ZM133 118L135 119L134 116L129 117L128 119L131 121ZM232 118H233V120H232ZM109 119H111V120L109 121ZM154 120L156 121L157 119L155 118ZM62 121L64 123H66V125ZM234 121H236V123L238 122L237 126L235 125L236 123H234ZM98 122L101 123L100 121H98ZM22 124H24V125H22ZM242 124H243V126H241ZM29 125H30V123H29ZM162 125H164L163 126L164 129L167 128V127H165L166 124L164 122L162 123ZM167 125H168V122H167ZM144 127H146V124L142 128H144ZM33 128H35V127H33ZM23 129H24V131H23ZM87 129H90V128L88 127ZM97 130L98 129H96V131H95V136L98 137V141H96V142H99V143L95 144L96 146L94 145L93 148H95V147L98 148L101 143H103L102 146L109 145L110 138L108 137L109 138L108 139L107 137L102 136L100 133L101 131L97 132ZM156 130L157 129H155V132H156ZM168 130H170V131H168L166 133L165 138H167V136L169 134H172V135L177 134V133L171 132V128H169ZM172 131H175V130H172ZM250 131H251L250 132L251 134L253 133V135L254 134L256 135V131L253 130V128H251ZM165 132H166V130H165ZM97 134L99 136L100 135L101 136L99 137ZM261 134H262L261 136L263 138L264 132L262 131ZM101 139H103V140L101 141ZM67 140H69V142ZM70 141H71V143H70ZM85 141L83 142V145H86ZM75 142H77V141H75ZM47 148H49V146ZM93 148L92 147L87 148L88 153H86V154H85L83 149H80L85 154V157L87 155V159H88L86 162L85 158H84L85 171L81 175L83 177H81L80 183H82L84 180L87 181L88 173L86 170L89 171V168L91 167V164H89V163L91 162L92 156H93L92 157L93 162L96 159L95 160L96 162H94L95 166L100 165L101 164L100 162H102L101 158H99L100 154H98V152H95L93 150ZM172 148L173 149H171V151H173L172 154L175 157L173 156V158L172 157L167 158L164 161L160 162V164L158 163L159 166L158 167L156 166L157 171H155V172L146 171L144 169H141L138 166L137 162L129 164L127 172L132 176V178H135L134 180L136 182L138 181L137 183L139 185H141V189L140 190L136 189L137 192L135 191L136 195H135L134 201L137 202V205L134 206L133 211H129L123 217L124 219L119 220L120 226L116 229V231L112 232L108 236L107 235L102 236L104 239L102 238L100 257H101V259H103V262L104 263L108 262L106 264H118V263L119 264H123V263L124 264H148V261H151V260L153 261V258L156 262H157L156 259L163 261L155 253L156 252L159 253L158 251H160V250H163V251L166 250V248H164L163 243L166 242L167 237H169V239H174L173 241L176 240V242L179 243V245H177V248L182 246V247H180V249H178V251H180L181 249H184V248H186V249L189 248L192 245V243H194V245L199 244L198 246L201 245L200 247H205L207 249H212L217 244L215 247H218V249L214 253L215 257H216L215 261H217V259L220 258L221 256L226 255L229 252V250H231V253L229 252L230 255H228L226 257V259L227 260L229 259V261H230L227 264H243V263L247 264L246 262H243L239 256L235 255V253L240 251L242 247H247L245 244H246V242H248L249 247L251 246V244H253L250 247V249H252V250L249 249V251H248L249 256L252 257L251 261H254L255 263L258 262V263L264 264L263 263V260H264V246H263L264 245V195L258 196L255 194H247L240 188H233L232 190L229 189V186L231 185L234 176H238V177L239 176L240 177H257L258 176L262 180H264V167H263L264 166V154L260 155L259 153L254 152L255 157L253 156L254 159L252 161L249 160L245 164H242V163L236 164L235 163L232 166L227 165V166H224L222 168L220 164L215 163L213 165V164L209 163V160L213 154L208 152L209 151L208 149H205V150H203V153H201L197 156V158H199L198 159L199 162L197 163V161H195L196 162L195 165L192 164V162L186 161L185 163H189L191 165L190 166H186V165H184V166L180 165L179 166L178 164L175 163V161L172 162V160H176L178 157H179L178 160L179 159L183 160L186 157L184 155V154H186V146L184 147L181 145H175L174 144L172 146ZM43 149L44 148H42V150ZM72 152L73 151L70 150L67 153L68 154L67 156L72 155ZM64 155H65V153H64ZM14 158L12 160V164L15 163ZM97 159H98V161H97ZM193 160H194V157H193ZM205 163H206V165H205ZM69 164L70 163L66 162L64 165H62V168L59 170V172L56 171V176H57L58 181H61L63 179L61 183L65 182L64 177H65V175H68L67 169L73 167V165H72V167L68 166ZM86 164H87V166H86ZM204 166H205V168H204ZM208 168H210V169H208ZM218 169L219 170L221 169V171H219ZM224 169H225V171H222ZM3 170L4 169H0V174H1L0 175V181H1L0 182V216L2 215V213H4L5 204L6 205L9 204L11 206L10 211L12 214H14L15 210L16 211L17 210H23V209H26V206L28 207L30 205L37 204V202H39L42 195H44L46 192L50 193L51 185H49V183L47 182L48 179L46 176H45L46 183L43 182L44 180L40 178V175H37V176L34 175L30 180L27 179V180H24V182H20L19 178H17L16 179L17 184L15 183L16 184V186H15V184L11 185L6 181L5 174L7 172L5 170L4 171ZM45 170H47L48 172H51V171H49L50 169L46 166H45ZM213 170H215L214 174L212 173ZM1 171H3V172H1ZM30 173L31 172H26V171L24 172V174L28 175V176L32 175V173L31 174ZM86 173H87V176H86ZM225 173H227V174H225ZM25 175H23V176H25ZM174 177H176V178H174ZM144 178H145V180H144ZM149 180H151V181H149ZM140 181H141V183H139ZM148 181L151 183H148ZM157 182L160 184L161 183H168L170 185L169 189L171 190V191L169 190V194L166 197H164L163 201H162V198H161V200L159 199L158 206L153 204V202H154L153 200L156 197L152 193L148 192V189L149 188L152 189V187L154 188L155 187L154 184H156ZM143 185H145V186H143ZM217 185L221 186V189L216 194L209 193L210 195H206V194L202 193V190H204L205 188H207L209 186L215 187ZM83 186L84 185L81 184V186H79V187H81L80 189L75 190L74 192H71V193L76 194V192H79L81 189H84V188H82ZM149 186H151V187H149ZM176 189L180 193H178ZM52 190H54V189L52 188ZM172 193H174V194H172ZM171 195H172V197H171ZM168 196H169V198H168ZM159 197H162V196L160 195ZM71 198H72V195L62 199L63 202H65V206L68 205ZM224 200H226L225 206H229L228 207L230 209L229 213H225L224 211H220L219 208L213 206L214 201L215 202H222ZM197 201H199L201 203V205H198ZM169 205H170V207H169ZM205 205H206V207H205ZM53 206L54 207L51 208V210L49 211V214H46V216H44L45 219L44 218L42 219V222H43L42 227H44L45 231H42V227H38V225H37L35 228V229L38 228V230H36L37 232L35 231L36 234L41 235L44 232L45 235H48L53 230L58 231V232L60 231L59 232V239L64 241V242L61 241L60 243L62 245L67 246V251H68V249H70L69 251H71V252H69V251L65 252L68 255V258L65 259L64 264H92L93 254L91 253L90 250L84 251L82 249L81 240L83 239V237H85L86 232L88 230H93L92 229L93 227L91 228V226L88 225L87 223H84L83 221L76 219L78 217L71 216L70 212H68V209L66 210V208H64L65 207L64 205L54 204ZM212 206L214 207V209L212 208ZM193 207H195V210H197L195 215L192 212ZM185 208H187V209H185ZM12 209L14 212L12 211ZM64 209L67 212L66 215H63L64 214L63 212H65ZM147 209H149V210H147ZM177 209H179V211H176ZM161 210H163V211H161ZM173 210H174V212H173ZM205 210H206V212H205ZM166 211H168V212H166ZM179 213H181V214L179 215V218H177V216H178L177 214H179ZM150 214H152L154 216L153 217L154 222L156 224H159V227L161 229L159 231V233H158V231H153L149 227V224H150L149 215ZM190 214H192V215H190ZM59 216H62V217H59ZM168 217H169V220H168ZM183 217L186 219H185L184 223H180V221ZM68 218H70V220H74L75 222L70 221ZM193 218H195V219H193ZM197 219H199V221L196 223V225H193V226H197V225L198 226L194 231H192L193 232L192 237L187 232H183L184 227H186L184 224H187L188 226H190ZM77 221H78V223H76ZM71 222L73 225L76 226L75 229H74V226H72ZM139 223L141 225H139ZM8 225H9V223H8ZM147 226H148V228H147ZM51 229H52V231H51ZM67 230H69V231H67ZM127 230L129 232L131 231L130 233L131 234L133 233V234L129 235V232ZM160 232H163V233L160 234ZM122 233H124V234H122ZM184 233H187V235ZM32 237H34V238H32ZM32 237H31V239H32V241H34L35 236H32ZM163 237L164 238L166 237L165 241H164ZM169 239H167V240H169ZM153 241H154V244H153ZM159 241L160 242L163 241V243H162V245L157 246V244H155V243L156 242L158 243ZM182 241L183 242L186 241L187 244H186V242L184 244ZM251 241H253V242L250 243ZM140 242L142 243V245ZM259 242H261V243H259ZM67 243L69 245H67ZM110 244H111V246H110ZM184 245H186V246H184ZM255 245H256V249H255ZM152 247H153V249H152ZM259 247H261V248H259ZM125 249H127V250L125 251ZM186 249H184V250H186ZM150 250H151V252H150ZM104 251H105V253L103 254L102 252H104ZM112 251H113V253H112ZM252 251H254V252H252ZM143 252H145V253H143ZM255 252H256V255L254 256L253 254ZM116 255H118V256H116ZM260 255L263 258H261ZM122 256H123V258H122ZM145 256H147V257H145ZM148 257H150V258H148ZM108 258L109 259L111 258V259L109 260ZM127 259H128V261H127ZM210 262L211 261H209V259H208L209 264H210ZM204 264H206L205 261H204Z\"/></svg>", "mask_w": 264, "mask_h": 264}, {"label": "water", "instance_id": "obj_3", "mask_svg": "<svg viewBox=\"0 0 264 264\" xmlns=\"http://www.w3.org/2000/svg\"><path fill=\"white\" fill-rule=\"evenodd\" d=\"M106 6L105 0H101L99 5V11H104ZM123 18L119 17L115 19L117 23L123 22ZM181 27H184L189 31L191 37L199 43L202 47L216 50V51H226L231 52L233 50L232 42L228 39L234 31L229 29L228 31L223 30L220 27L213 25H200L196 20L189 19L186 17L181 19ZM59 30L56 25L51 24L48 30L45 32L44 36L48 43L58 44L59 40ZM122 38L126 43L131 41V35L128 31L124 30L122 33ZM44 43V42H43ZM44 43L46 48H50L49 44ZM52 45V44H51ZM250 46L246 45L244 51L241 55L250 54ZM257 57L264 59L263 55L256 54ZM207 75L213 76L214 74H219L224 71L221 63L219 61L207 60ZM92 85H94V93H92L93 100H95L97 105H113L121 107L124 103L128 102L127 94L122 86L111 83L110 81H98L92 76H87L85 78ZM98 81V83L96 82ZM126 125L120 123L118 125V134L112 140L111 144L105 147V152L107 156L114 155L119 150H123L127 157H141L142 169L146 171H152L156 168L159 161V157L163 154V143L159 141H154L153 139L145 140L141 146H138L130 141L128 135L125 132ZM189 135V147L193 152L201 150V148L208 145L209 139L201 133H196L194 131L187 130ZM241 140L245 142V147L243 152H249L253 147L252 138L246 133V131L241 130ZM239 138V137H236ZM232 150L226 154V160L243 162L240 158V142L237 145L232 144ZM242 152V153H243ZM239 157V158H238ZM122 190L117 188H110L107 191H94L88 190L83 191L73 197L71 200V213L77 217L84 219L86 223L93 226L95 229L88 230L85 237L81 240V247L84 251L96 249L100 246L101 233L110 234L114 231L115 226L119 222L120 218L124 215L127 210H132L133 206L137 205L134 201V191L132 185L127 181H121ZM240 188L247 194H258L259 196L264 195V180L260 177H239L232 180L229 189ZM221 186H210L202 191L203 194L210 195L209 193L216 194L220 191ZM166 191V186L160 188V191ZM148 192H151L148 189ZM135 203H134V202ZM225 213H229L228 208L225 209Z\"/></svg>", "mask_w": 264, "mask_h": 264}, {"label": "flooded vegetation", "instance_id": "obj_4", "mask_svg": "<svg viewBox=\"0 0 264 264\" xmlns=\"http://www.w3.org/2000/svg\"><path fill=\"white\" fill-rule=\"evenodd\" d=\"M210 187V186H209ZM208 188V187H207ZM207 188H205V189H207ZM203 191V190H202Z\"/></svg>", "mask_w": 264, "mask_h": 264}]
</instances>
